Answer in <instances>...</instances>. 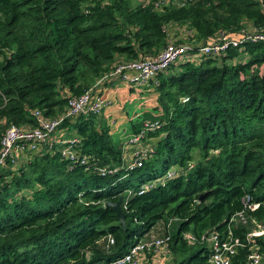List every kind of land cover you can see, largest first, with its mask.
<instances>
[{
    "label": "trees",
    "instance_id": "16d2710c",
    "mask_svg": "<svg viewBox=\"0 0 264 264\" xmlns=\"http://www.w3.org/2000/svg\"><path fill=\"white\" fill-rule=\"evenodd\" d=\"M263 8L264 0H0V150L11 125L33 126L36 110L66 112L69 98L121 57H153L168 43L197 55L220 34L238 41L157 74L160 127L145 138L158 140L145 146L142 165H125L108 127L89 115L76 124L89 168L50 147L52 135L0 167V264H102L172 218L170 264H209L205 245L183 233L198 240L223 231L242 210L247 225L234 230L241 239L264 223V40L246 39L264 26ZM122 195L126 229L105 207ZM246 196L257 208H245ZM255 243L264 254V237ZM247 251L238 248L234 262Z\"/></svg>",
    "mask_w": 264,
    "mask_h": 264
},
{
    "label": "built area",
    "instance_id": "2783aa9c",
    "mask_svg": "<svg viewBox=\"0 0 264 264\" xmlns=\"http://www.w3.org/2000/svg\"><path fill=\"white\" fill-rule=\"evenodd\" d=\"M161 1H164V3L171 2L175 7H181L185 4V0ZM145 2H147V0H145ZM155 4L157 5V3ZM231 38L232 37L226 34H220L218 38L213 40L209 45L201 46L197 49L196 54H211L218 56L225 52L231 43L234 45L238 44V41L235 39H232L233 41L231 42ZM246 39L251 41L264 40V26L259 31L246 35ZM188 51L186 45L168 43L156 56L141 60L119 62L109 74L100 78L86 93L79 97H70L66 112L54 117H46L42 111L36 110L33 112L35 121L33 126L21 128L16 125H11L1 141L0 167L7 165V162L15 165L27 152L39 151L40 145L51 135L56 133L67 119L80 115H99L109 106L110 100L104 95H95L94 91L106 80L122 79L123 81L131 82L133 85H144L156 78L159 72L164 71L176 60H180L187 55L188 58L192 57L189 56L192 53ZM183 100L186 101L187 98ZM159 127L160 123L157 120L144 122L140 130L133 133L128 139V145L134 147L132 156L133 161L129 163V167L134 168L142 165L148 149V147L141 146L143 139L149 131H155ZM79 142V139L69 141L66 147L61 151V155L63 158L76 160L88 167L89 159L77 153V145H79ZM137 146H140V148ZM116 171V169H108L106 167L102 169L103 174H110ZM167 175L170 177L172 171ZM157 182L158 181L148 182L147 186H155ZM142 188L145 187L142 186ZM249 201V197L246 196L244 203L247 210L257 208L258 204H250ZM174 220L171 219V221ZM247 222L244 210H242L231 215L227 223L228 225L223 231L209 230L201 235L198 240L191 232L183 233L182 237L189 243L197 241L199 244L205 245L209 250V264H264V254L255 247L256 238L264 237V223L256 224L249 232L244 234L243 239L234 232L239 225H247ZM170 242L171 233L168 231L162 236L156 237H146L145 234L143 238L136 240L124 255L102 264H142V259L145 256L154 258L161 264H168L165 262L171 259ZM246 246L248 247V251L245 257L234 262V258L238 253V248Z\"/></svg>",
    "mask_w": 264,
    "mask_h": 264
},
{
    "label": "crops",
    "instance_id": "0c3cea01",
    "mask_svg": "<svg viewBox=\"0 0 264 264\" xmlns=\"http://www.w3.org/2000/svg\"><path fill=\"white\" fill-rule=\"evenodd\" d=\"M193 56L196 57L197 55ZM123 59L124 57L119 58L115 65ZM115 65L113 66V69ZM152 81H157V78H154ZM152 81L147 82L144 85H133L129 81L126 82L122 79H114L113 81L102 84L94 91L95 95H104L110 100L109 106H107L99 115H96V118L101 121L102 126L106 125L108 127L111 140L121 147L124 157L123 163H125V165H128V163L133 161L132 156L134 147L128 145V139L144 122L155 120V118H157V112H159V106L155 108L156 104L158 105V100L155 104L156 93L154 92V89H152ZM86 117L89 116L80 115L72 117L48 139L47 144L52 148L56 147L58 149L57 151L61 152L69 141L74 139L82 141V138L77 132L76 124L78 121ZM102 126H99L100 130ZM141 146L145 147L149 145H144L142 143ZM80 147L82 148V145ZM137 147L140 148V146ZM81 148L78 147V154H81ZM84 156L89 159L88 155ZM175 228L176 223L174 224V230ZM161 229L163 231V221L156 223L146 234V237L158 236ZM165 232H167L166 227ZM142 264L161 263L154 258L145 256L142 259Z\"/></svg>",
    "mask_w": 264,
    "mask_h": 264
},
{
    "label": "rangeland",
    "instance_id": "374dc122",
    "mask_svg": "<svg viewBox=\"0 0 264 264\" xmlns=\"http://www.w3.org/2000/svg\"><path fill=\"white\" fill-rule=\"evenodd\" d=\"M137 1V0H136ZM189 56H192V57H194L193 56V54H190ZM188 57V55L186 56V57H182L180 60H182V59H186ZM170 71L172 72V71H174V69H170ZM156 81H152V85L153 86H155L154 85V83H155ZM152 86V89H154V87ZM154 92L156 93V100H155V104H156V101L159 99L158 97H159V94L155 91V89H154ZM185 98V97H184ZM183 98V99H184ZM186 99V98H185ZM136 102H138V101H136ZM159 105H157L156 104V106H155V108L156 107H158ZM161 107V106H160ZM132 108V107H131ZM161 110H159V112H157V114H160L161 115ZM157 130V129H156ZM158 140V137H157V135L156 136H148V137H146L145 139H144V141H143V143L145 144V145H151V144H153V143H156V141ZM151 147V146H150ZM159 168V167H158ZM151 180H147L146 182H150ZM173 219V218H172ZM174 220V219H173ZM175 221V220H174ZM165 227H166V231H168L169 233H171V235H172V233H173V231H174V222L173 221H171V219H169V220H165V221H163V231H162V229H161V232L158 234V236H162L163 234H165L166 232H165ZM157 236V235H156ZM171 258H172V256H171ZM169 259V258H168ZM171 262V259L170 260H168L167 262H165V263H170Z\"/></svg>",
    "mask_w": 264,
    "mask_h": 264
},
{
    "label": "water",
    "instance_id": "95a60500",
    "mask_svg": "<svg viewBox=\"0 0 264 264\" xmlns=\"http://www.w3.org/2000/svg\"><path fill=\"white\" fill-rule=\"evenodd\" d=\"M124 200H125V197L122 195V196H120V198L117 202L108 201L106 203L105 207L112 208L117 213V217H118V220L120 222V225L122 226L123 229H126L127 221H126L125 213L123 210Z\"/></svg>",
    "mask_w": 264,
    "mask_h": 264
}]
</instances>
